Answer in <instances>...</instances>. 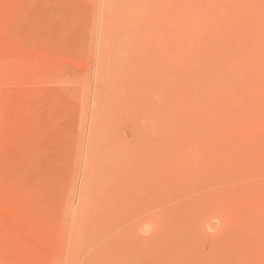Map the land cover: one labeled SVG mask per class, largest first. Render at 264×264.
I'll return each instance as SVG.
<instances>
[{
  "label": "rangeland",
  "instance_id": "rangeland-1",
  "mask_svg": "<svg viewBox=\"0 0 264 264\" xmlns=\"http://www.w3.org/2000/svg\"><path fill=\"white\" fill-rule=\"evenodd\" d=\"M0 264H264V0H0Z\"/></svg>",
  "mask_w": 264,
  "mask_h": 264
}]
</instances>
